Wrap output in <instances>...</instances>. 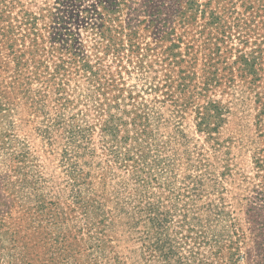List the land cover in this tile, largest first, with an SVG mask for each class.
I'll use <instances>...</instances> for the list:
<instances>
[{
  "label": "rangeland",
  "instance_id": "374dc122",
  "mask_svg": "<svg viewBox=\"0 0 264 264\" xmlns=\"http://www.w3.org/2000/svg\"><path fill=\"white\" fill-rule=\"evenodd\" d=\"M102 3L0 0V264H264V0Z\"/></svg>",
  "mask_w": 264,
  "mask_h": 264
},
{
  "label": "trees",
  "instance_id": "16d2710c",
  "mask_svg": "<svg viewBox=\"0 0 264 264\" xmlns=\"http://www.w3.org/2000/svg\"><path fill=\"white\" fill-rule=\"evenodd\" d=\"M102 5H103L102 0H100V6L96 5L94 7L95 10L98 7L102 8ZM86 11H90V10H86ZM98 14H101V13L98 12ZM36 18L37 17L34 14L31 15V13H28V12H27V17H25L27 23L30 25V28L34 29V30L36 28V21H37ZM104 26H105V28L103 29V32H101V36L103 39H106V41H107L106 49L107 50H111L114 48L117 49V45H119V44L122 45V43L117 42L115 35H111V29L106 23H104ZM108 34L111 36H107ZM69 50H70V48H69ZM72 50H70V52H72ZM77 57H78V54L73 52V55L71 56L70 63H76L79 61V62H82L83 66H84L83 69L86 67H91L90 63L87 60H85L84 58L78 60ZM64 65H65V60L63 61V63L56 65V67L54 68L53 76L63 75L65 70L63 72H61V71H62V68L64 67ZM91 69H92V67H91ZM96 81H99V80H96ZM221 111L222 110L220 109V107L214 103H208L206 105L201 106L200 110H198V115L200 117V123L199 124L201 126L205 127L206 129H209L212 118L213 117H219L222 113Z\"/></svg>",
  "mask_w": 264,
  "mask_h": 264
}]
</instances>
